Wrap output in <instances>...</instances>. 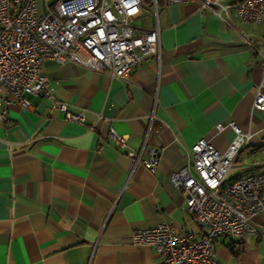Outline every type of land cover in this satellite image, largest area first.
<instances>
[{
	"label": "crops",
	"instance_id": "crops-1",
	"mask_svg": "<svg viewBox=\"0 0 264 264\" xmlns=\"http://www.w3.org/2000/svg\"><path fill=\"white\" fill-rule=\"evenodd\" d=\"M151 1L132 11L131 22L138 29L158 24L160 54L145 56L125 77L44 62L54 96L82 110L83 122L65 119L38 94L25 95L27 107L3 104L0 264H162L154 248L132 244L130 233L163 219L195 237L203 232L169 175L200 137L224 150L230 121L253 135L226 178L264 170V110L252 108L264 21H241L232 7L219 18L196 0H156L155 16ZM55 2L38 0V8ZM110 128L135 150L149 128L146 147L160 151L156 170L132 167ZM251 223L255 231L241 238H217L220 264H264V211Z\"/></svg>",
	"mask_w": 264,
	"mask_h": 264
},
{
	"label": "built area",
	"instance_id": "built-area-1",
	"mask_svg": "<svg viewBox=\"0 0 264 264\" xmlns=\"http://www.w3.org/2000/svg\"><path fill=\"white\" fill-rule=\"evenodd\" d=\"M187 1L190 0H163L162 6ZM196 1L201 9L211 10L219 18H228L232 7L241 21H264V0ZM141 4H145L144 0H56L53 8L39 10L38 0H0V117L7 114L3 104L17 101L27 107L25 95L38 94L50 99V107L62 112L65 119L83 122L82 110H72L67 102L54 96L42 66L52 59L125 77L145 56H159L158 24L138 29L131 22L132 11ZM157 8L156 0H152L155 16ZM258 53L262 74L255 85L252 108L264 110V53ZM229 125L233 137L224 150L200 137L191 145L183 164L169 175L171 184L186 192L185 210L204 228L203 232L195 237L163 219L130 233L132 244L151 246L161 256L162 264H220L215 258L219 236L241 238L255 231L251 220L264 211V170L226 178L253 135L234 121ZM149 128L137 150L113 128L109 136L131 159L132 167L141 163L154 172L160 151L146 147ZM232 248L239 246L235 243Z\"/></svg>",
	"mask_w": 264,
	"mask_h": 264
}]
</instances>
